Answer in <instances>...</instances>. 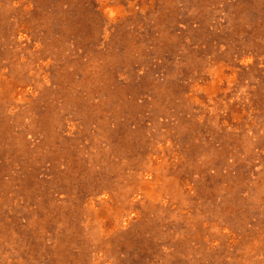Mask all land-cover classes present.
Returning <instances> with one entry per match:
<instances>
[{"label": "rangeland", "instance_id": "374dc122", "mask_svg": "<svg viewBox=\"0 0 264 264\" xmlns=\"http://www.w3.org/2000/svg\"><path fill=\"white\" fill-rule=\"evenodd\" d=\"M0 264H264V0H0Z\"/></svg>", "mask_w": 264, "mask_h": 264}]
</instances>
